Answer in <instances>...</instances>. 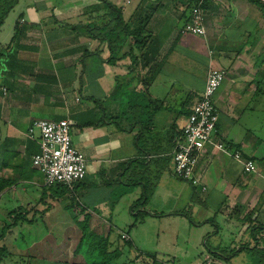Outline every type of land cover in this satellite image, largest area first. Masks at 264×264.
I'll return each mask as SVG.
<instances>
[{"label":"crops","instance_id":"obj_1","mask_svg":"<svg viewBox=\"0 0 264 264\" xmlns=\"http://www.w3.org/2000/svg\"><path fill=\"white\" fill-rule=\"evenodd\" d=\"M102 1L17 0L0 27V70H5L7 57L1 53L7 46L19 60L8 84L0 76V249L5 251L0 264H16L13 258L23 255L33 264H83L85 257L76 249L84 215L89 230L108 236L110 250L119 248L121 259L126 248H133L130 232L140 219L163 224L172 250L181 251L177 256L140 251L139 256H185L190 264L257 258L264 264V141L243 123L245 114L250 121L264 119V60L258 63L264 58V12L248 0H225L226 12L217 11L219 0H207L205 36L199 37L180 33L196 0H139L134 5L104 0L125 23L140 8L141 20L149 15L135 62L123 58L124 47L111 64L100 31L114 13ZM212 67L225 73L215 94L223 113L216 105L214 141L239 151L256 170L245 174L231 153L207 146L195 169L206 188L202 191L175 178L173 148ZM118 84L150 100L143 117L152 120L141 136V150L138 126L125 132L117 125ZM38 120L71 122L73 147L87 163L85 179L72 188H45L33 169L39 137L27 132ZM234 126L243 136L228 137ZM142 199L143 205L134 206ZM72 203L81 208H73L76 220L67 215ZM128 210L133 223L119 218ZM114 220L128 226L116 241L110 238L118 231ZM121 234L128 237L127 246Z\"/></svg>","mask_w":264,"mask_h":264},{"label":"built area","instance_id":"obj_2","mask_svg":"<svg viewBox=\"0 0 264 264\" xmlns=\"http://www.w3.org/2000/svg\"><path fill=\"white\" fill-rule=\"evenodd\" d=\"M187 10L186 21L180 33L204 37L206 11L202 0ZM224 79L225 73L221 70L210 68L207 71L200 98L192 107L181 134L174 140L175 178L195 187L200 186L202 191H206V188L195 169L207 146H211L214 151L231 153L233 159L241 163L245 174L254 173L256 170L253 161L241 159L239 151L230 150L225 143L214 141L219 119L214 97ZM71 126V122L67 120L57 122L38 120L34 121L28 129L27 135L31 138L35 131L39 133L38 152L32 157L31 164L33 169L42 175L45 188L55 185L72 188L83 181L87 175V163L73 147ZM120 237L121 240L128 241L126 235L121 234Z\"/></svg>","mask_w":264,"mask_h":264},{"label":"trees","instance_id":"obj_3","mask_svg":"<svg viewBox=\"0 0 264 264\" xmlns=\"http://www.w3.org/2000/svg\"><path fill=\"white\" fill-rule=\"evenodd\" d=\"M199 1L200 0L191 2L189 4V7ZM248 1L259 7L264 12V3H261L259 0ZM16 2L17 0H0V27L2 26L4 19L7 17L8 13L11 11ZM102 2H104L106 7L111 9L114 13L112 15V20L109 25L104 26L101 29L102 31H100L101 42H106L107 47L109 49V62H111V64H114L115 61L120 58L121 50L124 47L128 48V52L125 53L126 55H122L123 58L128 56L133 62H135L136 56L134 52L141 53V48L143 47V40L141 39V34L144 30L147 21L149 20V15H147V17L145 16L146 18L144 17L145 19L141 20L140 8L139 12L130 19V22L125 23L121 17L120 11L116 7L104 0ZM202 2L203 7L206 10L208 1L202 0ZM132 27H136V29L133 30ZM9 49L10 46H7V52L2 50L1 53V55L4 54L7 57L5 59V62L2 63L6 67L7 71H11L13 68L15 69L16 64H19V60H17L14 55L8 53ZM10 68L11 70H9ZM6 81V83L8 84L9 79ZM117 99L122 102V107L120 111L121 116L119 117L120 120L117 125L119 129L125 132L132 131L136 126H138L137 142L139 145V149L141 150V136L146 132L147 128L150 127L149 125L151 124L152 120L151 115L143 117L151 108L150 100L145 93H136L133 89L128 90V88L124 89L121 84L117 85ZM59 188L65 191L68 187L63 185H55L49 189H53L56 191ZM146 196H148V193ZM144 203L145 201L144 199H142L134 206H141ZM73 208L75 209V211L79 209L81 210V208L73 203L70 204L68 208V210L71 212V216L74 220H76L77 215L74 213ZM88 222L89 217L87 215H84L83 222L78 223L82 236L76 251L81 252L82 249H84L83 255L85 257V260L83 264H128L127 261L120 262L122 252L119 248H116L112 251L110 250L108 236L96 235L92 233L89 230ZM0 238H2V233ZM124 243L126 244V246L127 244H129L128 241H124ZM4 252L5 251L3 249H0V258L1 256H4ZM145 256L151 259V264L158 263L156 254L147 253Z\"/></svg>","mask_w":264,"mask_h":264},{"label":"rangeland","instance_id":"obj_4","mask_svg":"<svg viewBox=\"0 0 264 264\" xmlns=\"http://www.w3.org/2000/svg\"><path fill=\"white\" fill-rule=\"evenodd\" d=\"M129 1L131 2V5H134V3L136 4L139 2V0H134V1L129 0ZM259 1L261 3H264V0H259ZM223 4H225V0H219V3L217 5V11L220 10V11L226 12V9L223 7L224 6ZM133 7L131 9H134ZM187 12H188V10H187ZM132 29L135 30L136 27H132ZM196 39H198V38H196ZM263 60H264V58H261L260 60H258V63L262 62ZM4 61H5V59L2 60V62H4ZM213 69H215V68H213ZM9 70H11V68ZM200 74H202V72ZM13 75H14V72L7 71L6 67H5V70H3V69L0 70V76H3L2 79L4 81L8 80L9 77L13 76ZM197 76H201V75H197ZM2 79H0V82ZM217 91H219V89ZM215 97H214V104H215ZM216 103H217L216 105L218 106V108L223 113L222 105L220 103H218L217 101H216ZM216 105H215V107H216ZM248 116H249V114H245V116H244L245 119L243 120V123H245L246 125H250L251 128H255V130H256L255 132L258 135V137L264 141V119L256 118L255 120L250 121ZM219 124H221V126H223V125H225V122L223 120H220ZM239 127L240 126L231 127V130H230L231 135L229 134L228 137L238 136V135L243 136V133L241 132V129ZM35 133H37L39 136L38 131H35ZM185 183H187V182H185ZM67 215H68V217H70L71 214L69 213ZM119 218H122L124 220H129L130 222H132L134 220V217L131 215L129 210L127 212L121 214V216ZM137 218H140V216H138ZM5 219L8 222V219L7 218H5ZM141 221H143L144 223H141L140 219H138L136 229H133L130 232L132 243H133V248L129 251L127 248L125 249V255H124L125 258L123 257V259H121L120 262L121 261H127L128 264H151L152 261L150 258L144 257L142 255L139 256V254L141 253L140 251L155 252L157 250V252H162V251L163 252H173V254L175 256H177L176 254H179L181 249L179 252H174V250H172V247L170 244L171 241H169V238H170V236L168 235L169 233H168V231H166L167 229H165V231H163V228L161 227V225H163V224L159 225V224H157L158 222H153V220H145V221L141 220ZM114 222H115V220L113 221V225H115L118 228V231L113 230V233H111L110 238L113 241H116L118 239V235H119L120 231H123V230L128 231L127 230L128 226L126 227L125 225H122V223H123L122 221H120V223H115V224H114ZM23 236L25 237L24 241H26L27 240V234L25 231L23 232ZM121 241L123 242V240H121ZM19 242H21V240ZM118 244H121V243L119 242ZM118 244H116V245H118ZM121 246H122V244H121ZM210 246H211V244L208 245V247H210ZM201 250H205V249L203 248ZM69 252L70 251L67 249V253H69ZM81 253L83 255L84 249H82ZM254 256L257 257L258 254L256 253V254H254ZM67 257H69V256H67ZM184 257L172 259L171 257L166 258L163 256H157V261L159 264H190V263H188L187 259H184ZM13 259H17V260H14L15 262H17L16 264H33L32 263L33 261H31L29 263L27 258L24 257V255L22 257L13 258ZM257 261H258V259L256 258L253 260L252 263L250 261H247V262H241L239 264H257ZM4 264H14V263L7 261ZM38 264H41V263L39 262Z\"/></svg>","mask_w":264,"mask_h":264}]
</instances>
